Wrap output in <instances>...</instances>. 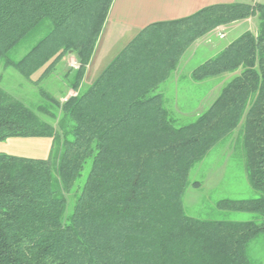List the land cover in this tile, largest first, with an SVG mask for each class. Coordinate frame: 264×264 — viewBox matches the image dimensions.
Instances as JSON below:
<instances>
[{
    "label": "trees",
    "instance_id": "16d2710c",
    "mask_svg": "<svg viewBox=\"0 0 264 264\" xmlns=\"http://www.w3.org/2000/svg\"><path fill=\"white\" fill-rule=\"evenodd\" d=\"M113 2L0 0V65L40 85L71 52L80 63L67 74L76 94L64 102L42 89L32 109L0 87V143L45 139L49 150L43 159L0 153V264H257L249 248L264 237V2L150 24L85 87ZM248 20L254 30L188 75L224 83L208 108L178 126L159 89L196 42ZM234 135L261 196L217 207L256 214L261 225L203 220L184 207L187 190L200 186L191 171Z\"/></svg>",
    "mask_w": 264,
    "mask_h": 264
},
{
    "label": "rangeland",
    "instance_id": "374dc122",
    "mask_svg": "<svg viewBox=\"0 0 264 264\" xmlns=\"http://www.w3.org/2000/svg\"><path fill=\"white\" fill-rule=\"evenodd\" d=\"M240 1V0H238ZM244 2H252L245 0ZM264 2V0H260ZM225 28V27H224ZM218 29L213 34L198 41V45L188 51L182 60L179 72L164 84L159 90H166L169 97V109L177 125H185L195 120L196 116L209 107L216 97L224 79L217 83H196L188 75L191 71L213 57L220 48H223L243 33L254 30L255 22H242L236 26ZM222 31V32H221ZM224 35L221 38L219 35ZM40 38V37H38ZM132 37H122L102 31L96 45L94 62L85 79L84 86L90 85L109 65V63L123 50ZM33 42L21 46L14 54V58L21 59L31 48ZM197 43V42H196ZM195 43V44H196ZM80 68L77 57L71 52L66 55L54 68L53 73L40 85L26 80L16 69L4 68L0 65V87L22 100L27 106L34 109L40 104L42 97L40 91L51 93L62 102L76 93L70 88V78L73 76L75 67ZM36 74L33 79L37 80L41 73ZM238 136L234 135L214 148L207 157L198 164L190 173L192 182H199L200 186L190 187L184 196V207L191 217L203 220H226V221H253L263 224V219L253 213L222 210L217 207L221 200H249L261 196L251 186L246 168V154L242 146L237 144ZM45 139L32 140H9L0 143V153L16 154L27 158H47ZM91 164L88 163L82 172V176L76 183V188H81L89 174ZM73 210V203L69 206ZM252 260L257 264H264V237L260 236L253 241L249 248Z\"/></svg>",
    "mask_w": 264,
    "mask_h": 264
},
{
    "label": "crops",
    "instance_id": "0c3cea01",
    "mask_svg": "<svg viewBox=\"0 0 264 264\" xmlns=\"http://www.w3.org/2000/svg\"><path fill=\"white\" fill-rule=\"evenodd\" d=\"M244 1L245 0H114L104 30H108V33L114 35L132 37V40L142 29L150 24L182 19L194 14L204 7L234 2L248 4L260 2V0H251L252 2ZM250 21L251 20H248L247 22ZM236 25L237 24L234 26ZM195 45H198V42L194 44V46ZM222 49L223 48H220L219 51ZM93 58L96 59L95 52ZM93 58L87 68L85 79L94 62Z\"/></svg>",
    "mask_w": 264,
    "mask_h": 264
},
{
    "label": "built area",
    "instance_id": "2783aa9c",
    "mask_svg": "<svg viewBox=\"0 0 264 264\" xmlns=\"http://www.w3.org/2000/svg\"><path fill=\"white\" fill-rule=\"evenodd\" d=\"M219 36H220L221 38H223V37H224V35H221V34H220ZM75 68H76V69H78V67H77V66H76Z\"/></svg>",
    "mask_w": 264,
    "mask_h": 264
}]
</instances>
